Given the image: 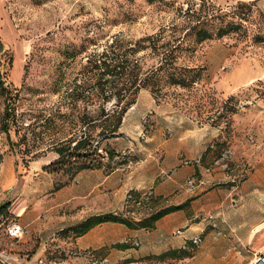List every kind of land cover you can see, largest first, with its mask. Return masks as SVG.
<instances>
[{
	"label": "rangeland",
	"instance_id": "obj_1",
	"mask_svg": "<svg viewBox=\"0 0 264 264\" xmlns=\"http://www.w3.org/2000/svg\"><path fill=\"white\" fill-rule=\"evenodd\" d=\"M224 14L221 19L212 16ZM204 16H212L214 33L223 21L239 20L242 27L178 53L177 68H195L191 87L168 85L159 71L158 91L153 86L129 90L126 94L134 93L135 103L123 116L121 132L101 141L92 139L89 156L74 158L80 154L70 148L82 133L94 135L99 130L82 127L78 117L108 111L115 100L93 97L87 103L77 100L71 107L67 85L72 88L96 78L98 70L90 69L89 62L113 40L120 41L115 51L124 60L138 62L142 72L149 70L169 53L172 39L181 38ZM156 35L159 56L151 54L149 42H143ZM0 44V162L12 158L15 167H25L34 160L53 159L55 148L69 145L59 173L69 176L81 162L107 168L113 161L128 165L133 161H126L121 153L129 149L121 150L118 143L140 142L151 134L156 137L159 121L172 120L179 130L190 131L192 139L202 142L204 165L212 162L221 147L233 151L228 173L238 175L243 168L245 175L239 189H226L231 193L225 217L260 219L262 226L245 245L231 241L235 246L231 251L236 258L245 256L248 264L251 254L264 250V0H0ZM60 75L62 83L54 90ZM5 106L13 112L4 122ZM65 114L70 116L62 117ZM215 229L216 238L226 236ZM25 235L16 242L1 240L2 247L21 257L15 264H88L72 254L74 248H47L43 256L31 260V250L22 248ZM68 237L72 240L73 233ZM94 259L98 264H178L157 258L127 263V258L95 254Z\"/></svg>",
	"mask_w": 264,
	"mask_h": 264
},
{
	"label": "crops",
	"instance_id": "obj_2",
	"mask_svg": "<svg viewBox=\"0 0 264 264\" xmlns=\"http://www.w3.org/2000/svg\"><path fill=\"white\" fill-rule=\"evenodd\" d=\"M178 126L172 120L159 121L158 136L151 134L140 142H119L121 150L129 149L121 156L126 161H133L130 168L126 162L113 161L110 168L101 165L68 176L43 170L57 159L56 154L51 160L38 159L19 168L14 166L12 158L1 160L0 206L8 208L7 216L0 217V221L14 220L26 229L22 248L31 250V260L54 247L79 251L90 249L104 258L114 256L135 260L194 248L190 257L172 259V262L246 264L245 256L236 258V253L231 251L235 247L231 241L241 245L250 242L254 237L251 234L261 220L225 217L231 193L226 189H232L226 183L225 173L215 171L206 175L209 183L202 193L195 195L183 191L185 180L199 169L182 162L202 156L205 148L202 142L192 139L193 133L179 130ZM161 171L167 172L169 178L159 180ZM149 187L158 196L157 211L178 208L163 214L149 229L103 221L69 241V233L82 221L109 215L119 209L127 190ZM215 228L225 231L226 236L216 238ZM177 230L179 234H176ZM195 235H200L202 242L193 247L189 239ZM131 241H137L138 246H133Z\"/></svg>",
	"mask_w": 264,
	"mask_h": 264
},
{
	"label": "trees",
	"instance_id": "obj_3",
	"mask_svg": "<svg viewBox=\"0 0 264 264\" xmlns=\"http://www.w3.org/2000/svg\"><path fill=\"white\" fill-rule=\"evenodd\" d=\"M216 19H221L224 15L216 16ZM199 17L193 25H190L187 28V32L178 39H172L173 44L170 46L168 43L164 45V48L169 47V53L165 54L161 60L158 61L151 66L149 70L141 71L138 66V62H128L124 60L123 57L115 51V49H119L121 44L120 41L113 40L111 43L105 46L103 52L94 58V60L89 62L90 69L98 70L97 77L92 80V78L86 80L84 79L78 85H73V87L68 86V94L67 97H70V102L67 104L68 106L73 105V102L77 100H81L85 103L92 100L93 97L105 100L109 98H113L115 103L113 104V108L108 111L100 110L99 113L91 117L87 112L82 113L78 117V123L82 127H95L98 130L94 135L82 133V135L74 142V145L70 148L73 152H79L80 155L74 156V158L81 157L86 159L89 156V142L94 140H104L107 138H112L118 132L123 116L127 109L131 107L135 103L134 93L139 88L153 86L155 91L159 90V71H161L166 80L164 81L168 85H178L181 88L191 87L194 82L196 73L195 68H177L175 66V60L177 59L178 53L191 51V46H196L197 44L202 43L205 40L212 39L214 37H222L229 33H236L241 27L242 24L239 20L236 22L233 21H223V25H220L216 28L215 33L214 29H211V17ZM215 19V18H214ZM240 19V18H239ZM188 39L190 44L188 43ZM191 39V41H190ZM149 42V48L151 49V54L154 55L157 51V42L159 41V36L156 35L154 37L144 38L143 42ZM189 44V45H188ZM144 48V47H141ZM2 47L0 44V51ZM155 56H159L155 54ZM170 59L168 60V58ZM168 57V58H167ZM62 83V76L60 75L53 83V89L57 90ZM114 89L115 93H107L108 91ZM133 89V95L126 94L129 90ZM4 92V91H3ZM123 101V104L120 103ZM13 112V109L5 106L4 109V122L9 118L10 113ZM70 115H63L62 117L67 118ZM68 145L66 148L57 147L55 148V153L58 155V158L53 162H50L47 166L44 167V171L47 173H59L61 167L63 166V153L69 148ZM223 147H221L218 151H220ZM81 152V153H80ZM94 153V150L90 151ZM108 157L113 156V152H107ZM218 155V153H217ZM216 155V156H217ZM215 156V157H216ZM201 156V161H202ZM98 166H90L85 162H81L77 168L70 173L74 174L78 170L99 167ZM69 175V176H70ZM8 206L2 205L0 206V217H6ZM178 208V207H176ZM176 208H169L162 211H156L152 216L147 219H144L138 223H130L125 220H122L112 214L105 216H95L89 217L86 220L82 221L79 225L72 229L73 236H80L83 233L87 232L90 228L95 226L96 224L103 221H113L120 222L126 224L130 227H141L145 229L152 228L153 223L161 217L163 214L175 210ZM192 245V244H191ZM193 246V245H192ZM191 246V247H192ZM194 247V246H193ZM193 249L190 251L181 250V251H168L159 255L147 256L140 258L141 260H150L151 258L159 259V262H163L165 259H175L180 260L184 258H188L192 255ZM137 259V260H140ZM135 260V259H134ZM127 263L134 262L133 259L127 258Z\"/></svg>",
	"mask_w": 264,
	"mask_h": 264
},
{
	"label": "built area",
	"instance_id": "obj_4",
	"mask_svg": "<svg viewBox=\"0 0 264 264\" xmlns=\"http://www.w3.org/2000/svg\"><path fill=\"white\" fill-rule=\"evenodd\" d=\"M213 146H210L212 148ZM233 161V151L230 148H222L218 155L212 160L210 164L204 165L201 161V156L194 160H184L183 165L194 166L199 170L196 175L188 177L183 184V191L186 193L194 194L199 189H202L209 182L206 175H210L213 169L218 168L226 175V183H228L232 189H236L239 186L240 181L243 179L245 172L241 168L242 172H238V175L228 173L231 170V163ZM132 162H129L127 168L132 166ZM167 177V173L161 171L158 175L159 180ZM158 196L155 194L154 189L147 188L142 190L129 189L125 192L119 210L112 212L111 214L125 220L130 223H138L144 219L152 216L157 210L155 203ZM26 229L19 223L13 220H1L0 221V264H15L19 261L18 256H15L8 251L6 247L1 246L2 238H6L9 241H18L26 234ZM180 231H176L179 234ZM193 246H198L202 242L200 236H193L189 239ZM128 243V241H126ZM133 246H138L137 241H131ZM74 256H80L87 260L88 264H98L94 259V253L90 249L83 251L74 250L72 253ZM252 255V259L248 264H264V250L258 251Z\"/></svg>",
	"mask_w": 264,
	"mask_h": 264
},
{
	"label": "bare ground",
	"instance_id": "obj_5",
	"mask_svg": "<svg viewBox=\"0 0 264 264\" xmlns=\"http://www.w3.org/2000/svg\"><path fill=\"white\" fill-rule=\"evenodd\" d=\"M261 226L262 225H258L257 227L254 228L252 234H251V237L254 235L255 232L259 231L261 229Z\"/></svg>",
	"mask_w": 264,
	"mask_h": 264
}]
</instances>
